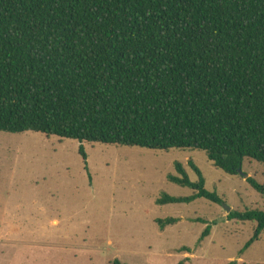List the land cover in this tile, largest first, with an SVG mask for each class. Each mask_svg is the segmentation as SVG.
<instances>
[{
  "label": "trees",
  "instance_id": "obj_1",
  "mask_svg": "<svg viewBox=\"0 0 264 264\" xmlns=\"http://www.w3.org/2000/svg\"><path fill=\"white\" fill-rule=\"evenodd\" d=\"M0 131L264 163V0H0ZM188 164L198 181L181 162L169 180L193 193L158 203H224ZM228 216L257 222L246 249L264 231L261 209Z\"/></svg>",
  "mask_w": 264,
  "mask_h": 264
},
{
  "label": "rangeland",
  "instance_id": "obj_2",
  "mask_svg": "<svg viewBox=\"0 0 264 264\" xmlns=\"http://www.w3.org/2000/svg\"><path fill=\"white\" fill-rule=\"evenodd\" d=\"M189 160L224 203H158L164 193H193L169 180L181 162L198 181ZM248 177L264 185V163L245 159L236 176L202 150L155 151L0 131V264H112L116 258L127 264L264 263V231L246 249L257 222L228 216L264 211V196ZM167 217L180 220L162 230L156 220ZM199 219L212 225L202 242L207 223Z\"/></svg>",
  "mask_w": 264,
  "mask_h": 264
},
{
  "label": "water",
  "instance_id": "obj_3",
  "mask_svg": "<svg viewBox=\"0 0 264 264\" xmlns=\"http://www.w3.org/2000/svg\"><path fill=\"white\" fill-rule=\"evenodd\" d=\"M239 172L241 173L242 172V168H239ZM227 209H228V212H230V207L229 206H227Z\"/></svg>",
  "mask_w": 264,
  "mask_h": 264
}]
</instances>
